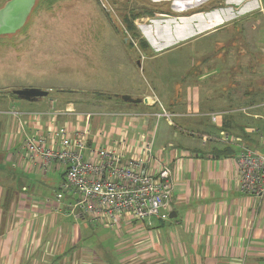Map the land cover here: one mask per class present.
<instances>
[{
    "label": "crops",
    "instance_id": "1",
    "mask_svg": "<svg viewBox=\"0 0 264 264\" xmlns=\"http://www.w3.org/2000/svg\"><path fill=\"white\" fill-rule=\"evenodd\" d=\"M213 1L174 0L173 9L185 13L177 17L185 19V28L193 22L196 37L205 38L236 26L246 16L243 13L252 11L256 16L263 8L261 0ZM208 2L210 17L199 12ZM235 10L243 13L233 15ZM261 17L264 22L263 15L253 22L258 24ZM231 39L235 38H227ZM223 45H229L228 41ZM260 54L264 61V43ZM183 84L194 97L178 108H201L197 104L207 102L201 92L192 90L190 83ZM58 90L79 95L72 99L59 95L50 100V107L40 104L41 108L0 96V264H264V196L241 191L237 166L241 147L264 151V97L259 90L247 98L235 99L230 94L231 106L235 101L245 102L242 108L249 109L245 117H231L232 107L207 106V114L222 116L215 121L218 126L212 134L201 120L191 125V131L184 129L181 118L185 116L177 111L173 124L166 120L164 132L156 134L161 119L152 114L166 105L145 92L127 93L143 100L131 104L96 85ZM62 100L65 106H59ZM128 113L150 116L129 117ZM59 126L89 128L92 148L110 149L115 139L125 135L133 144L131 156L140 153L138 145L143 141L154 139L153 159L147 168L154 173L159 160L172 169L171 214L176 217L154 220L153 227L131 218H125L119 229L91 225L73 208V195L57 198L65 180L64 168L53 164L44 172L22 156L27 134L39 131L50 137ZM100 131H104L103 138L95 136Z\"/></svg>",
    "mask_w": 264,
    "mask_h": 264
},
{
    "label": "rangeland",
    "instance_id": "2",
    "mask_svg": "<svg viewBox=\"0 0 264 264\" xmlns=\"http://www.w3.org/2000/svg\"><path fill=\"white\" fill-rule=\"evenodd\" d=\"M173 1L59 0L55 3L38 0L39 8L36 7L20 32L0 36V96H10L15 102L41 108L50 107V100L59 95L70 99L79 95L60 93L58 89L83 90L96 85L116 96L129 95L127 93L136 96L141 91L158 98L171 113H182L184 129L190 130L192 124L201 120L208 125L210 134L218 123L213 114L206 113L207 106L232 107L231 117H245L243 113L249 111L242 108L245 102L235 101L231 106L229 96L247 98L248 93L252 96V92L259 90L264 97V61L260 54L264 43V33L260 30L264 31V22L262 17L258 19L259 25L253 22L256 16H264V11L260 8L256 16H252V11H232L233 15L246 14V18L221 33L201 38L196 37L198 30L193 22L183 34L185 19L177 17L185 13L174 11ZM4 4L5 1L0 0V9ZM261 6L264 8V2ZM210 7L208 2L199 12L210 17ZM133 16L137 17L134 24L138 36H134L125 23L126 17L133 19ZM229 36L235 39L227 40ZM140 37L149 43L150 49L141 50ZM226 41L229 45H223ZM184 82L194 85L192 90L200 91L201 99L207 101L197 104L201 108H178L188 97H194ZM27 88L47 89L49 95L34 103L13 95L15 90ZM222 97L225 99L220 100ZM59 103L65 106V100ZM221 117L218 115L217 119L221 121ZM166 122V119L159 120L156 134L164 132ZM60 180L57 178L58 183ZM64 194L58 192L57 198L59 195L63 198Z\"/></svg>",
    "mask_w": 264,
    "mask_h": 264
},
{
    "label": "built area",
    "instance_id": "3",
    "mask_svg": "<svg viewBox=\"0 0 264 264\" xmlns=\"http://www.w3.org/2000/svg\"><path fill=\"white\" fill-rule=\"evenodd\" d=\"M262 1V0H261ZM264 11V9H261ZM145 117L150 114H125ZM173 123L176 114L161 105V112L152 114ZM214 121L217 117H213ZM95 136L103 138L104 131ZM106 136H110L106 133ZM89 128L56 127L52 134L32 132L21 146L25 159L49 171L53 164L65 170L62 192L73 195V208L91 225L119 229L125 218L154 226V220L166 221L171 216L175 188L173 171L158 160L154 173L147 168L153 159L154 139L138 145L140 153L131 156L127 136L115 139L112 148H92ZM239 186L244 194L264 196V152L243 147L237 161ZM62 196L59 195L58 199Z\"/></svg>",
    "mask_w": 264,
    "mask_h": 264
},
{
    "label": "water",
    "instance_id": "4",
    "mask_svg": "<svg viewBox=\"0 0 264 264\" xmlns=\"http://www.w3.org/2000/svg\"><path fill=\"white\" fill-rule=\"evenodd\" d=\"M36 0H11L2 9H0V36L15 34L20 31L26 24L29 15ZM19 99L34 102L38 99L47 97L48 90L39 88H27L15 90L13 92ZM127 103L139 104L143 100L141 98H133L129 95L120 96ZM171 218H175V214H171Z\"/></svg>",
    "mask_w": 264,
    "mask_h": 264
},
{
    "label": "trees",
    "instance_id": "5",
    "mask_svg": "<svg viewBox=\"0 0 264 264\" xmlns=\"http://www.w3.org/2000/svg\"><path fill=\"white\" fill-rule=\"evenodd\" d=\"M53 2H58L59 0H52ZM42 2H44V0H42ZM37 7L39 8V6L37 5ZM152 13V12H151ZM130 18H128V17H126L125 18V23L127 24V28H128V30L129 31H131V32H134L135 34H134V36H138L137 35V28H136V26H135V24H134V21L137 19V17L136 16H134V18L133 19H130ZM131 44H133L132 42H131ZM139 45H141V50H147L148 48H149V44H148V42L146 41V40H144L143 38H139ZM145 48V49H144ZM13 95L14 96H16L14 93H13ZM17 97V96H16ZM18 98V97H17Z\"/></svg>",
    "mask_w": 264,
    "mask_h": 264
},
{
    "label": "flooded vegetation",
    "instance_id": "6",
    "mask_svg": "<svg viewBox=\"0 0 264 264\" xmlns=\"http://www.w3.org/2000/svg\"><path fill=\"white\" fill-rule=\"evenodd\" d=\"M4 1H5V4H4V6H5V5H6L9 1H11V0H4ZM102 1H103V0H102ZM141 1H143V2H147L148 0H141ZM37 4H38V0H36L35 6L33 7L32 11H31V14L29 15V17H28V19H27V22H28V20L30 19V17L32 16L33 12H35L36 7H37ZM1 9H2V8H1ZM133 17H134V16H133ZM27 22H26V24H27ZM26 24H25V25H26ZM24 27H25V26H24ZM24 27H23V28H24ZM23 28H22V29H23ZM22 29H21V30H22ZM21 30H20V31H21ZM20 31H18V32H20ZM18 32H17V33H18Z\"/></svg>",
    "mask_w": 264,
    "mask_h": 264
},
{
    "label": "bare ground",
    "instance_id": "7",
    "mask_svg": "<svg viewBox=\"0 0 264 264\" xmlns=\"http://www.w3.org/2000/svg\"><path fill=\"white\" fill-rule=\"evenodd\" d=\"M260 2H264V0L260 1ZM263 9V8H262ZM262 11V10H261Z\"/></svg>",
    "mask_w": 264,
    "mask_h": 264
}]
</instances>
